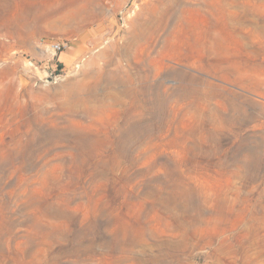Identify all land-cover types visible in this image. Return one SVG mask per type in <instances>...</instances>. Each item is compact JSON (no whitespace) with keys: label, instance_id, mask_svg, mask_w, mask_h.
I'll use <instances>...</instances> for the list:
<instances>
[{"label":"rangeland","instance_id":"1","mask_svg":"<svg viewBox=\"0 0 264 264\" xmlns=\"http://www.w3.org/2000/svg\"><path fill=\"white\" fill-rule=\"evenodd\" d=\"M0 264H264V0H0Z\"/></svg>","mask_w":264,"mask_h":264},{"label":"built area","instance_id":"2","mask_svg":"<svg viewBox=\"0 0 264 264\" xmlns=\"http://www.w3.org/2000/svg\"><path fill=\"white\" fill-rule=\"evenodd\" d=\"M50 49L57 54L63 52L70 47V43L67 40L56 41L49 44Z\"/></svg>","mask_w":264,"mask_h":264},{"label":"bare ground","instance_id":"3","mask_svg":"<svg viewBox=\"0 0 264 264\" xmlns=\"http://www.w3.org/2000/svg\"><path fill=\"white\" fill-rule=\"evenodd\" d=\"M31 63H32V62H31ZM77 65H78V64H77ZM77 65H76V66H77Z\"/></svg>","mask_w":264,"mask_h":264}]
</instances>
